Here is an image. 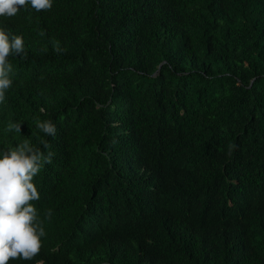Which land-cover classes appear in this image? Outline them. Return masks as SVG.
<instances>
[{"label": "trees", "instance_id": "1", "mask_svg": "<svg viewBox=\"0 0 264 264\" xmlns=\"http://www.w3.org/2000/svg\"><path fill=\"white\" fill-rule=\"evenodd\" d=\"M0 27L27 52L0 154L54 152L40 254L9 264H264V0H52Z\"/></svg>", "mask_w": 264, "mask_h": 264}, {"label": "clouds", "instance_id": "2", "mask_svg": "<svg viewBox=\"0 0 264 264\" xmlns=\"http://www.w3.org/2000/svg\"><path fill=\"white\" fill-rule=\"evenodd\" d=\"M28 6L37 12L48 11L52 8V0H0V17L11 18ZM38 35L43 36L45 32L40 31ZM54 50L58 54L66 51L59 42L54 43ZM13 55L27 57L23 37L0 27V104L5 102L6 92L13 86V65L8 59ZM36 127L45 136L57 134V127L51 120L37 118ZM5 131L21 133V123L9 122ZM39 143L50 148L46 140L41 139ZM235 147L228 145L229 156ZM53 156L54 152L45 154L27 139L0 154V264H9L11 260H33L40 254L41 238L46 233L32 203L40 198L34 177L45 164L52 163ZM47 216L51 217V210Z\"/></svg>", "mask_w": 264, "mask_h": 264}]
</instances>
